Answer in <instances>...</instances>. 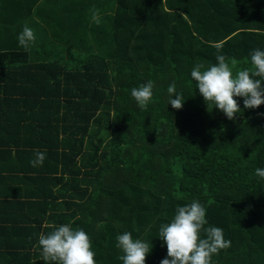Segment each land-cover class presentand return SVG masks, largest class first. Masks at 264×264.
<instances>
[{"label": "trees", "instance_id": "obj_1", "mask_svg": "<svg viewBox=\"0 0 264 264\" xmlns=\"http://www.w3.org/2000/svg\"><path fill=\"white\" fill-rule=\"evenodd\" d=\"M104 11L99 24L91 16L55 28L65 50H52L59 60L45 59L41 73L40 63L26 70L22 29L4 30L0 159L18 163L12 176H31L35 194L60 200L28 219L25 244L22 220L6 221V264H44L40 234L67 223L88 234L97 264H123L116 237L125 231L152 247L145 264H160V225L194 200L206 207L205 227L231 240L211 264H264V180L255 175L264 168V104L245 109L236 97L242 110L229 120L191 77L218 55L236 62L234 74L251 67V52L264 50V0H117ZM49 28L39 26L44 39ZM149 80L153 97L141 109L131 90ZM173 82L185 99L179 110L169 104ZM34 150L46 153L42 166L29 163Z\"/></svg>", "mask_w": 264, "mask_h": 264}, {"label": "clouds", "instance_id": "obj_2", "mask_svg": "<svg viewBox=\"0 0 264 264\" xmlns=\"http://www.w3.org/2000/svg\"><path fill=\"white\" fill-rule=\"evenodd\" d=\"M92 20L100 23L98 10L92 11ZM17 39L19 45L27 49L35 42L34 30L25 25ZM250 58L251 67L237 70L235 74L236 62L232 61L230 66L224 55H218L217 63L206 70L201 63L191 70V77L208 107L209 104L214 105L229 120H234L242 110L236 97L243 98L245 109H256L264 104V50H253ZM153 88L154 84L149 80L131 90V96L141 109L152 100ZM167 92L170 95L169 104L174 109H181L185 99L177 93L175 82L169 85ZM45 159V152L34 150V159L29 163L33 167L42 166ZM255 175L264 180V168H257ZM205 217L206 207L198 200L177 206L173 219L159 228L158 236L167 246V256L160 264H211L214 254L231 246V240L225 239L222 228L205 227L208 223ZM116 240L117 248L123 252L119 257L123 264H145L152 249L148 242L134 239L128 231L117 235ZM38 244L44 264H97L90 237L83 229L73 228L71 223L47 234L41 233Z\"/></svg>", "mask_w": 264, "mask_h": 264}, {"label": "crops", "instance_id": "obj_3", "mask_svg": "<svg viewBox=\"0 0 264 264\" xmlns=\"http://www.w3.org/2000/svg\"><path fill=\"white\" fill-rule=\"evenodd\" d=\"M106 4L112 7H108L109 9L117 8V0H100L99 3L95 0H0V44L8 45L9 43L5 37L8 32L7 29H23L25 25L32 28L36 39L31 44L29 50V56L31 58L26 62V70L32 74L30 70L40 63V67L37 66V71L41 73V70H43L42 63L45 59L50 62H58L59 60L58 56L60 54L52 50L59 52L65 50L64 47H61L62 43L55 36L54 29L72 26L78 23V20L90 19L93 7H97L99 16L101 17V13L105 12ZM128 19L131 18H126V21ZM42 25L50 27L48 29L50 33L45 38L48 41L47 43L50 44V53H46V50L43 49L45 44L43 40L45 39L42 37V34H39L38 30L39 26ZM14 44L15 42H13ZM5 48L9 49L8 47ZM33 48L36 49L32 53L31 49ZM44 52L45 54H43ZM51 70L52 73L55 72L53 65H51ZM28 162L29 160L25 159L21 164L24 167L27 165L30 168ZM17 164L13 163L10 156H4L3 160L0 159V264L10 262L7 259V254L13 249V243L10 242L8 233L5 229H2L7 225L6 221L13 218L22 220L20 224L21 234L19 235L22 238L21 243H24L22 242L23 237L26 235L24 234V228H29L28 219L36 212L39 215V210H44L47 203H59L60 201L54 198H48L46 200L43 195L35 194V191L31 187V176L19 174L13 177L12 171ZM36 187L40 188L41 186L39 187L38 184ZM42 222L43 224L45 223L43 218ZM2 223L5 226H2Z\"/></svg>", "mask_w": 264, "mask_h": 264}, {"label": "rangeland", "instance_id": "obj_4", "mask_svg": "<svg viewBox=\"0 0 264 264\" xmlns=\"http://www.w3.org/2000/svg\"><path fill=\"white\" fill-rule=\"evenodd\" d=\"M95 1L98 2V3L100 2V0H95ZM106 7H110V6L106 4Z\"/></svg>", "mask_w": 264, "mask_h": 264}]
</instances>
